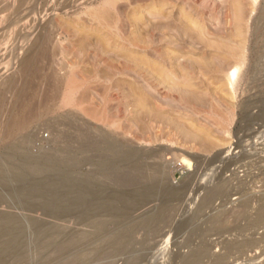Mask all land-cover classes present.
I'll return each instance as SVG.
<instances>
[{"label":"rangeland","instance_id":"rangeland-1","mask_svg":"<svg viewBox=\"0 0 264 264\" xmlns=\"http://www.w3.org/2000/svg\"><path fill=\"white\" fill-rule=\"evenodd\" d=\"M36 32L47 37L38 51V64L32 68L36 73L33 90L24 100L42 116L14 140L0 143V156L9 153L21 137L33 136L40 129L38 138H29V144L17 147L22 153H33L37 145L44 146L48 160L39 165L64 172L56 177L62 181L58 195L63 199L86 196L94 205L105 196L114 205L112 212L105 209L100 216L95 215L94 219L102 222L95 234H103L104 228H132L128 258L142 257L140 264H174L168 257L161 262L160 256L176 252L175 247H184L190 253L187 245L195 239L196 228L203 227L210 216L227 214L245 199L252 200L254 210L258 208V199L264 196V159L252 155L260 156L264 147V72H258L259 64L264 65V0H0V91L7 87L4 94H10L17 85L10 82L19 84L26 78L22 76L34 73L25 72L28 68L22 59L29 44L27 35ZM237 66L241 67L237 83L230 85L227 75ZM6 102L0 105L1 113ZM70 121L84 124L81 127L92 137L106 135L128 143L131 149L163 153L157 160L164 168L163 178L175 188L190 186L183 200L172 202L170 224L160 228L136 224L146 217H157L158 209L150 210L152 204L135 213L127 209L126 201L113 199L121 189L112 184L106 169L98 168L102 159L110 161L109 153H93L89 162L67 167L63 137ZM41 137L46 141L41 142ZM74 154L81 156L77 150ZM224 155L231 158L227 161ZM182 156L192 160L190 168L182 162ZM210 166L216 176L209 173ZM219 179L226 180L227 193L222 191L224 195L203 206V211L198 205L200 193L190 205L199 185L216 184ZM24 189V183L0 181V216L18 218L25 233L55 227L66 232L92 230L78 227L81 208L61 210L57 219L47 217L43 210H22L33 204L31 199L26 200ZM129 190L128 205L137 199V194L133 196ZM157 190L158 194L160 188ZM28 195L33 197L35 193ZM196 203L199 207H194ZM188 209L195 219L185 221L180 229V221L190 215ZM231 219L210 237L220 241L225 238L227 243L237 241L231 234H236L240 224ZM244 223L241 221V225ZM259 232L261 235L246 232L247 239L256 240L254 246L223 249L219 244L213 251H222L228 257L221 264H255V257L260 258L258 264H264V231ZM53 249L50 246L43 257H35L27 248L26 260L19 264H130L132 260L111 256L80 262L76 260L82 251L79 247L59 252Z\"/></svg>","mask_w":264,"mask_h":264},{"label":"bare ground","instance_id":"bare-ground-1","mask_svg":"<svg viewBox=\"0 0 264 264\" xmlns=\"http://www.w3.org/2000/svg\"><path fill=\"white\" fill-rule=\"evenodd\" d=\"M37 32L34 34H30L29 36L27 35V42L29 44L26 48H24L23 52L26 54V56L22 59L23 66L25 68H28V69L24 68L25 72L32 70V68L33 70L35 69V66L38 64L39 56H40L38 54V51H40V49L42 48V44L44 43L47 37V35H42L41 32L39 33ZM13 54L12 56L14 58L15 55ZM11 60L13 61L15 59H11ZM7 62H8V59H7ZM17 62L20 63V60ZM240 70H241V67L237 66L234 70H232V73L230 72L231 74L229 73L227 75L228 82L231 83L230 85H234L237 83V80H238L237 78L239 77ZM258 70H259L258 72H264V65L260 66L259 64ZM23 71L22 72L19 71V73H21V75H25L26 73L24 74ZM21 75H18V76L21 78ZM35 75H36L35 72L28 77L26 74L25 76H22L23 79L24 77H26L24 80L18 77L20 81L21 80L23 81V82L21 81V83L19 81V84L15 80L14 82H10L11 85L12 83H14L13 86L15 84L17 85H15L10 90V94L5 93L9 95L8 97H6L7 96L6 95L5 96L6 98L3 97V94L4 92H6L7 87L5 88V86L1 84V86L3 85L5 89H4V92H2L3 90L0 91V105H2L3 102L5 103V101L7 102L6 104H3L5 105L4 111L2 113L0 112L1 113L0 116L2 115V118L0 117L1 118L0 123H2V126H1L2 128L0 127L1 128L0 129V143L14 140L17 134L22 133L26 131V129H28L32 121H36L42 116V114H40L37 111L36 107H34L31 104L30 105L25 104V100H24V97L30 94L33 90V83H34ZM12 78H15V77H12ZM9 79L10 78L7 79V83H9L8 81H11ZM0 110L2 111L3 108ZM2 119H3V122H2ZM67 125L68 127L67 126L66 127L68 129L67 128L65 129V131L66 130L67 131H66L65 137H63L64 142H65V147H66L64 152L66 151L65 153H67V157L65 159V161H67V164H66L68 165L67 167H75L78 163L89 162L90 157L93 153L94 154L95 153L96 154L109 153L111 155L110 161L108 162L102 159L101 162L98 164V168L102 167L100 169H103V168L106 169L105 172H107V174L109 175V178L112 184L116 185L117 187L121 189L120 191L116 192V196L113 199L118 202L126 201L127 209L129 208L131 209V211H134L135 213L138 211H141L142 209L146 207H149L152 204L153 206L149 207L150 210L154 211L158 209L159 214L158 212L156 213L158 214L157 217L155 218L153 217L152 219H151L152 216L150 218L148 217L149 219H147L146 217V219H143L136 224H139L145 227L147 225H152L155 228H160L163 225H167L170 222V215L173 213L172 210L174 209L172 202L183 200L187 192L189 191L188 189L190 188V186L189 188H187V186L184 188H175L174 186H172L173 184L172 185L170 184L169 180H166L165 177L163 178L162 170H164V168H162L161 165L159 164L161 162L157 161L159 158L162 159L161 155H163V153L161 154V151L158 150V151L148 152L145 150H140L138 148L131 149L130 147L131 145H129L130 150H128L129 148L128 143L126 145L122 141L124 143L123 144L122 142H120V140L117 141L118 139L116 140L113 138L114 139L113 140V139L108 138L106 135H98V136H95L96 138L92 137L90 135V132L88 131L89 134L85 132L86 128L83 129L81 127L82 124H78V122L76 121H70ZM84 127H86V125ZM40 132L41 131L39 129L34 132L35 134L33 133V136H30L28 134L27 136L21 137L19 140H17L18 143L17 142L13 143V145L9 149V153H6L5 156H0V181L6 182L9 180L11 181L13 180V182L24 183L26 185V189L24 190H25V193H27V196L25 198H27L26 200L31 199L33 201L32 202L33 204L31 203L32 205L30 204L31 205L30 207H26L27 205L24 206L22 210L26 209V210H31L33 212H36L37 210L39 211L43 210V211H46L44 214L47 217L57 219V216L59 215L61 210L67 211L71 209L81 208L83 211L81 213V217H80L81 219L77 223V225L78 227H81V228L88 227L92 230L85 232L79 229H75V230H70V231L67 230L66 232V229L57 228V227H55V229H52L51 231L49 230L47 231L41 228H35L33 229L31 233L27 234L24 232V226L22 225V223L20 222L18 218L12 215L0 216V264H19L20 262L23 261V259L26 260L25 251H27V248H30L31 253L35 257H38V256L43 257L46 250L50 246H53L54 248L53 250L55 252L66 251L74 247L81 248L82 249L81 253L76 256V260L80 262H83L87 259L98 258L100 260V258L102 259V258H109L111 256H114V257L120 256V257H125L124 259H122V261H126L127 259L128 260L132 259L130 260L131 261L130 264H140L143 261L142 257L135 259V258H132L131 256H129L128 258V255H126L127 250H129V248L133 244L132 234H134V232L132 233V231L134 230L132 228L131 229L129 228L130 229L129 231H124L126 229L124 230L113 229L112 230V228L111 229L104 228L103 234L99 232L96 234L94 233L95 229L100 231L101 228L99 227L102 223V222H99L97 219H94L95 215L100 216L102 211L105 209L111 210L112 212L113 209L115 208L114 205L108 202L107 197L105 196L100 197L99 200L101 202L96 205L93 204V200L88 199L89 197H86V196L75 197V198L70 197L68 199L61 198L60 195L58 194H59V185L62 184V181H58L56 177L63 175L64 172L62 171L59 172L58 170H56V168L52 169L46 165L45 166L39 165L40 161L42 163V161L46 162L48 160V159H45L47 153H46L44 146L42 145H37V147L35 146L37 149V150L35 149L36 152L30 153L32 151L30 150V152L28 151L30 153L28 155H27L28 152L25 151L26 153L25 152L22 153V150L17 147L19 145L24 146L26 143L30 141L29 138H32V137L38 138L39 137L38 135L40 134ZM40 141L42 142L46 140H44V138L41 137ZM74 145H76V147ZM75 149L78 151V153L81 154L80 157L74 154V152L76 151ZM262 149H263V152L260 156H256V155L255 156L252 155V156L254 158L257 157L258 159L263 160L264 159V147ZM35 154H37L38 157ZM242 155L241 157H243ZM19 156L24 159L25 163H21V158ZM233 156H238V155L234 154ZM19 158H20V162H18ZM181 158L183 160L181 161L186 163L189 168L192 166V160H190L188 157L182 156ZM225 158L228 161L229 158H231V156L228 157L224 155V159ZM218 159L219 158H217V160ZM150 160H152L151 161L152 163L150 162L151 164L148 162ZM4 162L5 164H3ZM230 162L232 161L230 160ZM202 163H204V160ZM228 163L225 165L226 168L228 167ZM212 164L211 166H213ZM67 167L66 169H68ZM119 167H121V169L119 171H116ZM209 169H212V167ZM213 169L215 168L213 167ZM213 169L212 171L211 170L210 171L207 170V171L213 174V172L215 171V170L213 171ZM219 174L220 173H218V175ZM213 176H216V175L213 174L212 177ZM36 177L37 178L41 177V178L37 179ZM31 178L32 180H29L27 182V180ZM102 179H104V177ZM99 180L101 179L99 178ZM104 182L105 181H103L102 184H104ZM224 182H223V179H219V181L216 182V184H213V182H208L206 185H202V184L199 185V188L196 189V191L192 195L191 200L189 201L190 205L192 206V203L195 204V202L198 200L197 194L200 193V195H202L200 200L198 201L199 202L198 205L200 207L197 205V203L196 205L194 204L193 205L194 207L198 206L200 208V211L206 210V208L202 209V207L209 204L212 201L219 200L220 197L224 195L225 192L227 193L226 188L228 189V187H226ZM128 188H130L129 190L130 194H132L133 196L134 194H137L136 196L137 199L134 201H130L131 203H129V205H128ZM159 188H160V192L158 194L155 193L156 191H159L157 190ZM224 190L225 192L223 193L222 191ZM231 190H229L230 192L228 191L229 194L231 193ZM33 192L35 193V196L30 197L28 194H31ZM219 194H221L220 197H218ZM234 195L232 194V197ZM226 196H224L223 199ZM216 198H219V199H216ZM227 199H229V197H227ZM230 200L232 201V198ZM234 200L237 201V200H240V198L238 199L235 198ZM258 201L260 203L258 202L259 206L256 210H254L255 207H253L252 205V200L245 199V200L238 201L239 203L236 206L232 207L228 211L227 214H221L215 217L210 216L209 218L207 217L208 219L203 223V227L196 228L197 230L195 231V234H196L195 239L192 240L189 245H187V247L191 249L190 253L187 254V250L184 247H181V248L175 247V249H177L176 252L171 251L169 255L166 254V255L160 256L161 258L160 257L159 258L162 260L160 261L164 262L165 260H167V257H168L174 261V264H210L208 261L211 258H213L212 259L214 261L213 264H221L228 257L223 256L221 254L222 251H220L221 252L220 254L214 253L213 249L215 247L219 248V244L220 246L222 244L223 249L228 248V247H231L233 249L235 248L243 249L245 247L248 248V245L249 247L254 246L256 244V240L255 239L253 240L252 238L247 239L246 232H249V233L253 232L255 235H261V234H258V232L259 231L262 232V230L264 231V196L260 197ZM35 202H39V203H35ZM190 210L192 209H188V213L190 215L186 217L185 219H183L182 221H180L179 223L180 229L183 228V224L185 223V221H188L189 219L190 220L195 219L196 215L193 214V212H191ZM254 211H256L255 214H253ZM231 218H234L235 221L239 222L241 226L240 227L238 225L239 229L236 230L235 235L231 234L233 238L237 237L238 240L232 241V243H229V242L227 243V239L225 238L222 241H220V238L219 239L211 238L212 237L211 234L219 231L220 228L225 223H227L228 220H230ZM64 221L69 222V220H64ZM241 221H244L245 223L241 225ZM209 223L211 224V226L208 225ZM61 234H64V236L60 238ZM254 234H253V237L255 236ZM51 250H52V247H51ZM51 250L49 252H51ZM261 251H262L261 254L264 255L263 250ZM239 253H242V252H239ZM252 259H254L255 264H258V261L260 258L255 257Z\"/></svg>","mask_w":264,"mask_h":264}]
</instances>
